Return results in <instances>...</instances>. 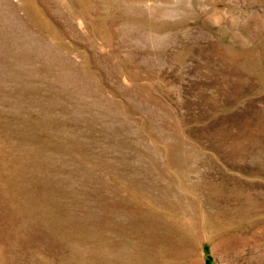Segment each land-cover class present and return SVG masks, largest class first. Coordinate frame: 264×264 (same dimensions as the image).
I'll return each mask as SVG.
<instances>
[{
  "label": "rangeland",
  "instance_id": "1",
  "mask_svg": "<svg viewBox=\"0 0 264 264\" xmlns=\"http://www.w3.org/2000/svg\"><path fill=\"white\" fill-rule=\"evenodd\" d=\"M0 264H264V0H0Z\"/></svg>",
  "mask_w": 264,
  "mask_h": 264
}]
</instances>
